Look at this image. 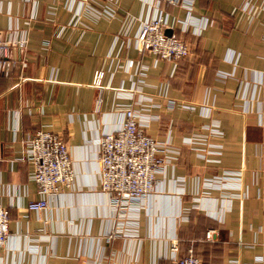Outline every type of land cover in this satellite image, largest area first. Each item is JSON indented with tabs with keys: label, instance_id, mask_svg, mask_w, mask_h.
Wrapping results in <instances>:
<instances>
[{
	"label": "crops",
	"instance_id": "0c3cea01",
	"mask_svg": "<svg viewBox=\"0 0 264 264\" xmlns=\"http://www.w3.org/2000/svg\"><path fill=\"white\" fill-rule=\"evenodd\" d=\"M159 10L191 49L178 69L137 48L154 0H0V32L26 41L0 73V202L11 214L0 264H168L176 239L178 257L193 248L202 264H264V0ZM129 106L167 164L136 232L108 239L129 219L100 189L97 142ZM40 130L64 137L75 178L36 212L24 143Z\"/></svg>",
	"mask_w": 264,
	"mask_h": 264
},
{
	"label": "built area",
	"instance_id": "2783aa9c",
	"mask_svg": "<svg viewBox=\"0 0 264 264\" xmlns=\"http://www.w3.org/2000/svg\"><path fill=\"white\" fill-rule=\"evenodd\" d=\"M89 5L91 0H75ZM157 13L141 23L137 35V48L148 52L159 60L169 61L178 69L181 61L191 54L189 44L176 35H167L169 17L159 10L161 3L181 7L185 0H154ZM248 5L250 2H247ZM26 41L17 31L6 35L0 32V73H7L14 65L11 50L14 47L24 48ZM132 65V63H130ZM104 73L97 71L93 85L101 90ZM102 99L97 101L99 111ZM174 104V102H170ZM140 111L135 106L125 107L119 113V125L114 132L104 133L98 145V177L100 189L107 196L109 207L118 217L129 219L119 222V233L122 230L136 232L138 227L137 213L141 203L148 199L158 186V178L166 169V148L155 138L148 135L140 123ZM25 150L32 164V179L36 184L39 198L32 201L28 209L40 212L47 210L50 201L57 198L63 189L71 188L75 178L70 149L64 137L53 131L40 130L25 140ZM230 175L211 181L209 187H222ZM223 183V184H222ZM11 214L0 202V248L5 247L10 236ZM216 238V231L210 229L206 234L207 241ZM178 241H172V256L168 264H202L193 248H189L184 257H178ZM235 262V261H234Z\"/></svg>",
	"mask_w": 264,
	"mask_h": 264
},
{
	"label": "water",
	"instance_id": "95a60500",
	"mask_svg": "<svg viewBox=\"0 0 264 264\" xmlns=\"http://www.w3.org/2000/svg\"><path fill=\"white\" fill-rule=\"evenodd\" d=\"M167 35H169V36H170V35H171V32H170V31H167Z\"/></svg>",
	"mask_w": 264,
	"mask_h": 264
},
{
	"label": "rangeland",
	"instance_id": "374dc122",
	"mask_svg": "<svg viewBox=\"0 0 264 264\" xmlns=\"http://www.w3.org/2000/svg\"><path fill=\"white\" fill-rule=\"evenodd\" d=\"M210 231V230H209ZM207 241V240H206Z\"/></svg>",
	"mask_w": 264,
	"mask_h": 264
}]
</instances>
